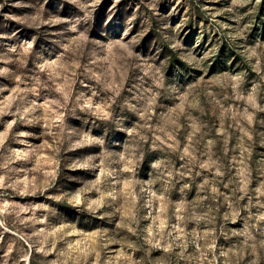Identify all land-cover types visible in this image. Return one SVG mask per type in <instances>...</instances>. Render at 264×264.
<instances>
[{"label": "rangeland", "instance_id": "rangeland-1", "mask_svg": "<svg viewBox=\"0 0 264 264\" xmlns=\"http://www.w3.org/2000/svg\"><path fill=\"white\" fill-rule=\"evenodd\" d=\"M0 264H264V0H0Z\"/></svg>", "mask_w": 264, "mask_h": 264}]
</instances>
